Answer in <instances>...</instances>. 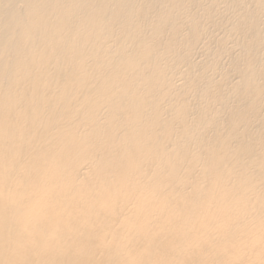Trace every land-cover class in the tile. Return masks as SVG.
Returning a JSON list of instances; mask_svg holds the SVG:
<instances>
[{"label": "bare ground", "instance_id": "obj_1", "mask_svg": "<svg viewBox=\"0 0 264 264\" xmlns=\"http://www.w3.org/2000/svg\"><path fill=\"white\" fill-rule=\"evenodd\" d=\"M0 264H264V0H0Z\"/></svg>", "mask_w": 264, "mask_h": 264}]
</instances>
